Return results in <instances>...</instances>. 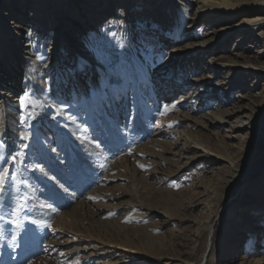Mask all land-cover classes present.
<instances>
[{
	"label": "rangeland",
	"instance_id": "obj_1",
	"mask_svg": "<svg viewBox=\"0 0 264 264\" xmlns=\"http://www.w3.org/2000/svg\"><path fill=\"white\" fill-rule=\"evenodd\" d=\"M97 1L12 0L8 6L2 0L0 13L10 12L11 6L24 11L16 23L10 17L8 25L20 27V35L29 36L20 39L30 40L35 50L25 60L4 52L20 73L29 74L19 83L24 90L17 93L14 133L0 134V264H164L171 261L165 256L176 257L173 264H198L202 258L206 264H230L220 260L228 256L238 260L232 264L243 258L248 264L264 260V200L253 199L264 169V142L249 158L254 170L262 166L247 185L231 180L223 161L208 168L197 163L175 176L179 159L174 150L167 153L181 133L190 131L189 121L178 120L190 115L203 124L204 110L192 111L208 105L198 94L203 86L180 89L190 58L172 71L156 68L171 48L189 55L195 48L199 38L171 44L161 38L169 27L179 29L198 4L138 0L142 9L131 11L135 0H118L108 9L111 0ZM103 3L101 9L93 7ZM69 29L82 43L70 48L77 52L66 53V59L61 41ZM236 39L221 53L230 60L249 58L253 49H239L235 53L240 56L231 57ZM56 51L61 56L53 75L43 65ZM201 55L200 67H191H196L194 77L209 74L217 83L224 74L205 69L213 52ZM249 88H236L233 95H246L242 104L264 105V85ZM4 123L8 130L7 118ZM194 128L198 132L200 127ZM218 141L230 145L228 152L236 146ZM218 194L215 215L210 207ZM196 199L200 203L192 207ZM244 214L249 220L236 223ZM214 217L218 220L207 244L204 225ZM223 240L230 241L229 251Z\"/></svg>",
	"mask_w": 264,
	"mask_h": 264
},
{
	"label": "bare ground",
	"instance_id": "obj_2",
	"mask_svg": "<svg viewBox=\"0 0 264 264\" xmlns=\"http://www.w3.org/2000/svg\"><path fill=\"white\" fill-rule=\"evenodd\" d=\"M137 1L138 0H135L134 3L129 5V10L133 11L137 7H139L137 9H142L140 6L143 5H136ZM174 1L176 3H181L178 0ZM182 1H185L188 4L196 3L198 4V6L193 14H191V16H189L188 18L186 17L187 21H183V25H179V29L177 28L178 30L174 27H169L170 30L166 34H163L161 38L162 41L163 39H165L163 44H171L174 41H180L190 38H199V40L194 43L195 48L190 51V55L188 51L182 50L180 48H171L167 52V57L163 64L158 65L156 68L160 72L162 71V68H159L161 66H166L168 71H172L173 66L178 67L183 59L190 58L192 60V64L185 74L187 77L183 82L184 85L180 89H182L185 84L195 87L203 86V89L199 90L198 94L200 96L202 95L203 97H206V104L208 105H205V107H202V109L192 111L194 113H200L202 110H204L205 113H202L200 115V118L204 122L203 124H200L199 121H197L198 118L191 117L190 115H183L182 119L178 120L184 122L189 121L191 124L188 125L190 131L181 133L179 137H177V140L167 148V153H172V151L174 150V153L172 154H175L174 156L178 157L179 159V163H175L176 174L174 173L173 175L176 176L178 173H180V171L189 170L197 163L203 164L201 168H208L210 167V165L218 164L220 163V161H223L229 165L228 169L231 173V180L237 179L242 180L245 185L251 184L252 180L256 177V175L259 174L262 166H258L257 168L258 164H256L254 170L253 164L255 163V161L252 162L251 160L252 165H249L248 162L249 158H251L260 148V144L264 142V105L256 104L253 101L242 104L243 101L247 100L246 95L242 93H238L236 95L233 94L236 92V88H240L241 91H249L251 90V88H249L250 86L253 87V89H257V87L264 85V83L262 84L260 82L264 79V0ZM10 2H12V0H6L5 3L6 5L10 6ZM99 2H101V0H98L96 4H98ZM117 3L118 0L108 1L105 8L108 9L110 5H115ZM142 3H144V1ZM2 5L3 2L2 0H0V8L2 7ZM104 5L105 3L101 4V6L93 5V7L95 8L96 6H99L101 9L102 7H104ZM8 10L11 11L0 13V64H3V68L0 69V125L2 124L0 127L1 135L5 133H14L16 125H14V122L12 120H15V110L18 111L16 104L18 102L17 93L20 91V89L21 91L24 90V88H20L21 86L19 85V83L22 78H25V80H23L26 82V76L29 74L20 73V70H18V68H15L17 66L12 65L10 63L11 61L4 57V52L7 53L8 57L12 59H18L19 57L21 60H25L28 58L27 56L35 50V47L31 44L30 40H27L30 43H26L23 42L22 39H20H29V36L22 37L20 35V27H18L17 25H8V19L10 17L11 20L15 19L14 22L16 23L17 20L24 15V11L15 10L12 6ZM214 24L220 25L222 27L215 29L212 27ZM196 25L200 26L197 33L195 32ZM146 28L150 30V28ZM58 30L59 28H57V31ZM67 31L69 32V34H65L63 33V31L61 32V38H59V41L64 38L62 35H68L67 37H65L64 41H61V44L63 43L64 45L63 54L65 58L70 59V55L66 56L65 54H75L77 51H70V48H79L82 41H79L75 38L76 35L74 34V29H69ZM219 32L221 33L220 35ZM234 37H237V39L232 46L230 54L233 56L231 57L240 56L239 53H235L239 49H241V53H244L248 50L250 52L251 49H253L254 52H250L252 54L249 56V58L243 59L242 61L233 59L230 60L226 55L221 53L223 52L222 48L226 49V44L233 40ZM219 49H221L220 53L218 52L220 55L216 53V51ZM208 51H212L213 55L206 64L205 69L213 72L220 71L222 74H224V76H219L222 79H220L217 83H212V81H214L212 80L213 76L209 74L194 77L197 73L195 71L196 67L193 69L191 68L195 65L198 69L201 63L200 55L202 53H207ZM60 56L61 54L58 51L51 54V59H49V61H47V63L43 65V71L48 68L50 70H53V75H56V71L58 70L56 68V64L58 63L57 60L60 58ZM41 58H43V55ZM88 60L89 62L93 63V65L98 67V65L96 64L97 62L95 63V57H90L88 58ZM64 66L68 67L70 65L64 64ZM20 67L21 66H19V68ZM61 70L63 71L64 69ZM249 77L255 78L252 80L250 85H248ZM232 97H235V99H232ZM261 100H263V95L261 96ZM6 118L9 121L8 130H6L7 128H5L6 125L4 123ZM193 127H200L199 131H191ZM212 129H216L218 131L213 132ZM213 139H215L218 145L217 147H214L212 142ZM218 139H227L229 142H235L236 146H232L233 151L228 152L230 151V145L226 144L225 142L218 141ZM253 158L256 157L254 156ZM182 160H185V162L180 164V161ZM156 173L163 174L160 171H156ZM256 185L259 190H256V188L253 189V191L255 192V198L253 199L261 198L264 200V169L261 173V181ZM258 193H261V196L256 197ZM215 199V204L213 205V207H210V211L216 215L218 213L217 204L219 202V194ZM198 203L200 202H198V199H196L190 205H192V207H197ZM233 215L234 213H229V221L230 219L232 220ZM249 218L250 215H241L236 220V223H243V220H249ZM217 220L218 218L216 219L214 217L213 220L204 225L207 236V244L209 243L208 241H211L213 232L215 231L214 223ZM223 241L225 243V246L227 247L226 251H229L228 245L231 244L230 241ZM122 245L129 246V244L127 243H124ZM222 246L223 245L221 244L220 249L224 247ZM204 256L205 253L203 257ZM165 258L171 261L164 264H173L172 260H176V257L174 256H165ZM220 260L222 262L227 261L230 264L238 261L229 256L224 260L223 257H221ZM198 264H206V260H203L202 258ZM237 264H248V262L245 258H243L240 259ZM254 264H264V260L262 258H259L254 261Z\"/></svg>",
	"mask_w": 264,
	"mask_h": 264
},
{
	"label": "snow or ice",
	"instance_id": "obj_3",
	"mask_svg": "<svg viewBox=\"0 0 264 264\" xmlns=\"http://www.w3.org/2000/svg\"><path fill=\"white\" fill-rule=\"evenodd\" d=\"M167 107V106H166ZM141 167H144V166H141ZM0 191H3V185H2V181H0ZM91 199V197H90Z\"/></svg>",
	"mask_w": 264,
	"mask_h": 264
}]
</instances>
